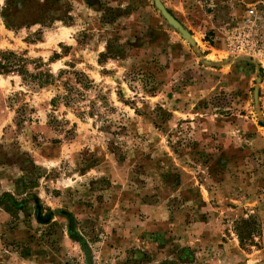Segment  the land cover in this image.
<instances>
[{"label":"rangeland","instance_id":"1","mask_svg":"<svg viewBox=\"0 0 264 264\" xmlns=\"http://www.w3.org/2000/svg\"><path fill=\"white\" fill-rule=\"evenodd\" d=\"M158 1L0 0V264H264V0Z\"/></svg>","mask_w":264,"mask_h":264},{"label":"trees","instance_id":"2","mask_svg":"<svg viewBox=\"0 0 264 264\" xmlns=\"http://www.w3.org/2000/svg\"><path fill=\"white\" fill-rule=\"evenodd\" d=\"M0 56V69L4 73H18L27 85L45 88L54 85L57 80L51 71H38L37 69L36 73H31L27 69V60L13 51L1 52ZM62 75L61 72L58 77H62ZM75 80L76 84L81 86L82 89H89L90 86L94 85L93 81L84 73L75 72ZM65 90L66 93L63 96L58 95L52 100L53 106L61 102L65 107H70L75 102V96L83 97L81 90L75 87L67 85ZM94 106L95 103L91 108H94ZM236 231L242 246L255 244V237L260 236L262 232L260 223L254 217L239 221Z\"/></svg>","mask_w":264,"mask_h":264},{"label":"water","instance_id":"3","mask_svg":"<svg viewBox=\"0 0 264 264\" xmlns=\"http://www.w3.org/2000/svg\"><path fill=\"white\" fill-rule=\"evenodd\" d=\"M157 2V5H159V9H161L162 11V14L164 15V17L169 21V23L174 26L175 28H177L182 34H183V37L185 38H189L190 37V34L184 30V28L182 27V25L177 22V20L175 18H173L167 11L166 9L159 3L158 0H156ZM87 264H92V258H91V252L90 250H87Z\"/></svg>","mask_w":264,"mask_h":264},{"label":"built area","instance_id":"4","mask_svg":"<svg viewBox=\"0 0 264 264\" xmlns=\"http://www.w3.org/2000/svg\"><path fill=\"white\" fill-rule=\"evenodd\" d=\"M72 264H84V263L77 261V262H73Z\"/></svg>","mask_w":264,"mask_h":264}]
</instances>
